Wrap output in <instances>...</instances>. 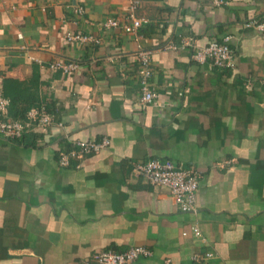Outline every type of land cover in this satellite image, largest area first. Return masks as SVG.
<instances>
[{"label": "crops", "instance_id": "obj_1", "mask_svg": "<svg viewBox=\"0 0 264 264\" xmlns=\"http://www.w3.org/2000/svg\"><path fill=\"white\" fill-rule=\"evenodd\" d=\"M129 1L0 0V89L14 110L53 117L48 133L0 134V264H83L136 245L153 254L131 264H195L207 251V264H264V33L245 26L264 20V0H140L137 33L102 25ZM227 35L235 68L194 58ZM140 47L154 51L146 107ZM59 60L80 64L66 74L51 68ZM104 137L107 148L60 164L77 140ZM149 159L201 171L197 212L134 175Z\"/></svg>", "mask_w": 264, "mask_h": 264}, {"label": "built area", "instance_id": "obj_2", "mask_svg": "<svg viewBox=\"0 0 264 264\" xmlns=\"http://www.w3.org/2000/svg\"><path fill=\"white\" fill-rule=\"evenodd\" d=\"M140 0H130L127 14L123 20L111 18L102 25L106 28L122 27L128 33H137L146 19L137 16V9ZM78 15H83L85 9L82 6L75 8ZM247 27H253L264 33V20L251 19L245 23ZM68 41L78 44H86L90 41L99 42L92 34L83 32H68ZM231 35L225 36L222 41L214 40L199 47L194 53V58L198 61H210L213 67L221 70L233 69L236 66V53L230 45ZM185 41L183 44H189ZM168 49H177L178 45L169 42ZM153 50L142 48L137 52V57L141 66V93L139 105L146 107L156 101L158 92L154 89L151 76L153 74ZM79 62L73 60H59L51 64L54 70H61L63 73L71 74L79 67ZM10 99L5 96L0 89V134L6 138L18 139L30 132L48 133L50 125L53 123L52 115L44 109L31 108L25 120L12 119L9 113ZM111 144L108 137L100 140L79 139L74 147L62 151L59 155V162L62 166H69L73 159L95 154L107 148ZM132 172L136 177L143 178L154 188L167 189L175 203L184 212H197V198L201 178V171L194 166L185 167L171 159H149L133 163ZM195 236L205 238L202 235L201 227L194 223L191 227ZM153 252L143 245L131 246L124 251L103 250L94 252L83 264H131L141 257H149ZM213 253L194 254L195 264H207Z\"/></svg>", "mask_w": 264, "mask_h": 264}, {"label": "trees", "instance_id": "obj_3", "mask_svg": "<svg viewBox=\"0 0 264 264\" xmlns=\"http://www.w3.org/2000/svg\"><path fill=\"white\" fill-rule=\"evenodd\" d=\"M17 99H12L11 100V105H10V109L11 112L13 113V116L16 118H21V119H25L26 118V113L29 111V108L31 107L30 105H26L24 108L19 109L17 107V109L14 110V106L16 105ZM17 106V105H16Z\"/></svg>", "mask_w": 264, "mask_h": 264}]
</instances>
